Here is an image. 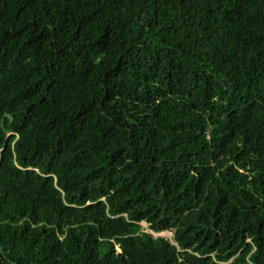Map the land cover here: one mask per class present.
I'll use <instances>...</instances> for the list:
<instances>
[{"label": "trees", "instance_id": "1", "mask_svg": "<svg viewBox=\"0 0 264 264\" xmlns=\"http://www.w3.org/2000/svg\"><path fill=\"white\" fill-rule=\"evenodd\" d=\"M0 264H264V0H0Z\"/></svg>", "mask_w": 264, "mask_h": 264}, {"label": "rangeland", "instance_id": "2", "mask_svg": "<svg viewBox=\"0 0 264 264\" xmlns=\"http://www.w3.org/2000/svg\"><path fill=\"white\" fill-rule=\"evenodd\" d=\"M141 226L143 227V230L145 232L152 233L151 231L148 230L146 223H142ZM152 235L154 237H165V238H168V239H172L173 236H174V234L172 232H163V233H160V234L152 233Z\"/></svg>", "mask_w": 264, "mask_h": 264}]
</instances>
